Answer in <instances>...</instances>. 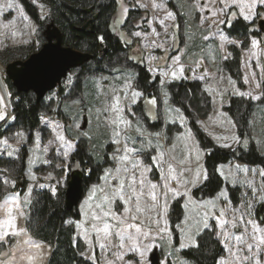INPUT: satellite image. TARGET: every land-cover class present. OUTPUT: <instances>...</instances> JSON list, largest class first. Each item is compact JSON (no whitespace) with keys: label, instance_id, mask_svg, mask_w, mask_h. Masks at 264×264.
Here are the masks:
<instances>
[{"label":"rangeland","instance_id":"obj_1","mask_svg":"<svg viewBox=\"0 0 264 264\" xmlns=\"http://www.w3.org/2000/svg\"><path fill=\"white\" fill-rule=\"evenodd\" d=\"M28 1L47 21L45 4ZM9 2L0 0V65L4 70L9 55L22 61L21 49L39 52L45 32L19 0H11L12 7L7 6ZM250 3L252 0H117L111 31L131 49V57L145 66L157 94L148 95L136 86L137 75L131 67L86 80L87 90L80 93L75 89L76 76L70 73L62 83L64 94L56 90L47 96L46 103L54 105L43 114L32 137L15 127L2 99L0 181L7 183H0V222L12 219L14 226L0 224V264H48L50 245L41 243L28 229L35 219L31 206L36 194L47 191L56 196L66 191L73 171H83L72 160L80 144L103 163L98 181L88 186L79 207L73 210L78 212V220L71 223L85 260L135 264L138 255L130 250L133 240L128 239L132 236L141 244L156 245L150 256L156 252L161 264H191L182 252L197 247L199 237L208 230L222 248L217 264H264V244L259 241L264 231H256L248 223L264 229L263 170L233 158L217 168L223 186L215 196L198 198L194 194L207 179L204 159L210 150L203 148L193 128L220 149L234 152L249 146V137L242 139L225 109L232 97L257 104L262 95L264 30L260 24L264 27V6L257 5L253 13L244 7L242 13L241 7ZM244 15L251 19L245 20ZM238 20L250 24L258 35L249 37L247 49L227 33ZM253 41H257L255 46ZM232 46L241 49L239 79L224 66L231 59ZM3 79L12 109L5 71ZM181 82L202 85L210 99L205 117L194 112L187 117L171 102L168 86ZM137 92L140 95H134ZM153 98L155 104L150 102ZM250 127L251 137L264 155L263 107L257 108ZM129 148L134 151L128 152ZM23 163L26 190L21 193L18 176ZM132 175L137 178L134 185ZM120 180L124 181L122 190ZM141 192L137 204L136 195ZM175 204L179 205L177 211ZM105 224L109 226L107 236L101 231ZM136 227H140V234ZM16 232L19 235L13 234ZM145 232L148 240L143 239ZM120 236L124 237L123 248L119 247ZM101 244L106 247L102 249ZM117 253L123 259H118Z\"/></svg>","mask_w":264,"mask_h":264},{"label":"trees","instance_id":"obj_2","mask_svg":"<svg viewBox=\"0 0 264 264\" xmlns=\"http://www.w3.org/2000/svg\"><path fill=\"white\" fill-rule=\"evenodd\" d=\"M19 1L26 13L42 31H45L47 26L53 22L63 35L65 47L92 56L91 61L71 71L76 76L75 89L77 92L80 93L86 89V80L100 77L118 68L131 67L137 75L136 86L148 95L153 92L157 94L156 85L150 83V75L145 66L138 59L136 61L131 57L130 48L121 41L117 34L111 31V25L118 10L117 0H41L49 11L47 21L41 19L37 9L28 0ZM130 17L133 19L134 11L131 12ZM90 22L92 27L84 30ZM142 28L146 30V27ZM227 33L230 38L240 41L243 49L249 47V37L258 36L257 32L251 31V25L243 20L235 22L232 27L227 29ZM230 52L231 59L226 61L224 66L233 77L239 79L241 78V49L232 46ZM33 54H35L33 51L27 49L20 50L22 61L27 60ZM14 61V55L11 54L4 63L7 65ZM7 85L12 96L14 125L32 137L41 125L43 114L50 112L54 103H46L47 96L37 101L36 95L32 92L17 93L8 79ZM56 90L61 95L64 94L63 85ZM168 91L171 102L180 108L187 117H191L190 112L205 117L210 109V99L203 92L199 82L173 83L168 86ZM259 106L264 108V81L259 103L256 104L250 99L232 97L230 104L225 109L237 126L238 134L242 136V139L249 137V146L246 149L241 147L240 150L234 152L220 149L210 139L193 128L203 148L210 150L204 159L207 179L203 186L194 192L198 198L201 196L203 198L213 197L220 191L223 181L217 173V168L222 164H227L233 158L250 166H258L264 172V155L258 151L256 143L251 137L252 128L250 127V121ZM59 114L62 118L63 115ZM72 160L76 161L87 175L85 178L86 192L89 185L98 181L103 163L91 157L85 144L78 145V150L72 156ZM24 167L23 163L18 176L19 182L22 184L21 187H18L21 193L26 190V182L23 177ZM65 192L62 190L56 196L47 191L36 194L31 206V216L32 219H35L32 223L33 226L30 225L28 229L41 243L50 245L51 255L48 264H93L80 254L81 247L76 243L77 230L74 223H71L73 220H78V212L67 210ZM173 209L179 210V205L175 204ZM221 254L220 244L214 234L208 230L199 237L197 247L182 252L183 257L191 264H217Z\"/></svg>","mask_w":264,"mask_h":264},{"label":"water","instance_id":"obj_3","mask_svg":"<svg viewBox=\"0 0 264 264\" xmlns=\"http://www.w3.org/2000/svg\"><path fill=\"white\" fill-rule=\"evenodd\" d=\"M91 26V22L84 28ZM264 30L263 23L260 24ZM45 44L39 52L25 61H14L7 65L6 78L11 81L17 93H34L37 101L54 92L67 79L72 70L82 67L92 60L87 53L76 51L63 44L61 31L51 22L45 32ZM86 122H84V128ZM67 184L65 199L68 211H73L85 194V178L87 175L80 170L71 173ZM152 264H161L156 252L151 255Z\"/></svg>","mask_w":264,"mask_h":264},{"label":"snow or ice","instance_id":"obj_4","mask_svg":"<svg viewBox=\"0 0 264 264\" xmlns=\"http://www.w3.org/2000/svg\"><path fill=\"white\" fill-rule=\"evenodd\" d=\"M257 5L264 6V0H252V3L247 4V5H244V6L241 7V12L243 13L244 7H247L248 10H249V13H253V10L257 7ZM7 6L8 7H12L13 6V4L11 3V0L8 3ZM125 11H126V9H125ZM221 11H223V9H221ZM169 15H171V14H169ZM212 15H216V13L213 12ZM231 15H235V14L234 13H231ZM243 18L245 20H250L251 19V16L250 15H244ZM221 23H223V21H221ZM135 35L139 36L140 33L137 32V33H135ZM252 43H253V46H255L257 44V41H253ZM175 59L178 61L179 60V56H176ZM182 71H183V69L181 68V72ZM173 75L175 76L176 73H173ZM246 82H247V80H246ZM134 95H140V93L137 92V93H134ZM256 98L259 99V97H256ZM2 99L3 98L0 97V102H2ZM118 102H119V98L117 97V103ZM150 102L153 103V104H155L156 101L153 98V99L150 100ZM4 115H5L4 113L0 112V119H4ZM60 139L63 140V137L61 136ZM3 143L7 144V141L5 140V141H3ZM225 146H227V145H225ZM127 151L128 152H133L134 149L129 148V149H127ZM123 159L124 160H127L128 159V156L125 155L123 157ZM133 167H135V165H133ZM117 171H119V170H117ZM262 174H264V173H262ZM205 178H206V176H205ZM136 179L137 178H136L135 175H132L130 177L131 183L133 185L136 183ZM0 183H7V181H0ZM119 183H120V188L122 190L123 187H124V181L123 180H120ZM140 183L142 185L143 184V180H141ZM13 186H14V184H13ZM130 187H131V185H130ZM151 187L153 189H155L157 186L155 184H153ZM132 192L135 194V192H136L135 188H132ZM142 194L143 193L141 192L140 194L136 195L137 204H138V201H139V195H142ZM177 194H179V193H177ZM120 199L123 200L124 199V196L121 195L120 196ZM156 199H157L156 195L153 194L152 195V200L153 201H156ZM125 203H127V201H125ZM163 210L166 211V202H165V207H164ZM9 211H11V210H9ZM126 211H127V209H126ZM137 211H139V207H137ZM105 215H107V213H105ZM5 223L9 227H13L14 226V221L12 219H9L7 221L0 222V224H5ZM156 223H157V225H159V221H156ZM248 223L251 224L252 227L256 231H264V229L258 228L257 225L254 222L248 221ZM130 227H132V226L130 225ZM108 228H109V226L107 224H105L104 227H103V229H101V231H103L106 236L109 234L108 233ZM135 231H136L137 234H140L141 233L140 227H136L135 228ZM13 234L19 235V232H16V233H13ZM128 239L133 240V245L131 246V249L130 250L136 252L137 255H138V260L135 261V264H152V259H151L150 254L152 253V251L156 247V245H154L152 242L141 244V243L137 242V240L134 237H132V236H129ZM143 239L144 240H148L149 239V233H147V232L143 233ZM253 239H256V237L253 236ZM120 240H121V243H120L119 247L120 248H123L124 247V244H123L124 237L123 236H120ZM237 240L240 241L241 240V237H237ZM259 241H260L261 244H264V235H261L259 237ZM100 247L103 249L104 247H106V245L105 244H101ZM248 250L249 251H252V245H250V244L248 245ZM117 258L118 259H123V255L117 253ZM110 264H111V262H110Z\"/></svg>","mask_w":264,"mask_h":264},{"label":"bare ground","instance_id":"obj_5","mask_svg":"<svg viewBox=\"0 0 264 264\" xmlns=\"http://www.w3.org/2000/svg\"><path fill=\"white\" fill-rule=\"evenodd\" d=\"M4 69L0 65V92L2 93V97L5 100L6 107L9 109V93L7 92L6 85L4 83Z\"/></svg>","mask_w":264,"mask_h":264},{"label":"flooded vegetation","instance_id":"obj_6","mask_svg":"<svg viewBox=\"0 0 264 264\" xmlns=\"http://www.w3.org/2000/svg\"><path fill=\"white\" fill-rule=\"evenodd\" d=\"M131 50V49H130Z\"/></svg>","mask_w":264,"mask_h":264}]
</instances>
